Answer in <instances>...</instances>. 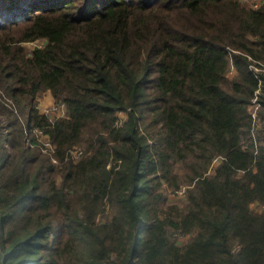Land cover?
<instances>
[{
    "label": "trees",
    "instance_id": "16d2710c",
    "mask_svg": "<svg viewBox=\"0 0 264 264\" xmlns=\"http://www.w3.org/2000/svg\"><path fill=\"white\" fill-rule=\"evenodd\" d=\"M262 69L264 0H0L2 264H264ZM197 145L218 165L164 208Z\"/></svg>",
    "mask_w": 264,
    "mask_h": 264
},
{
    "label": "rangeland",
    "instance_id": "374dc122",
    "mask_svg": "<svg viewBox=\"0 0 264 264\" xmlns=\"http://www.w3.org/2000/svg\"><path fill=\"white\" fill-rule=\"evenodd\" d=\"M263 0H241L242 4L247 6V8H257ZM43 45L42 41H36V42H30L23 44V47L25 49V52L27 54H30L31 51L36 47H41ZM264 71V69H262ZM235 75V71L232 68L230 74H229V80L233 78ZM39 111L41 114H45L43 111H49L52 109L54 102L53 99L49 96L42 95L39 98ZM119 119L121 121L124 120V114L119 113L118 114ZM24 117L27 119V111L24 112ZM5 122V119H3ZM260 127V126H259ZM194 151L192 156L189 159V162L186 164H178L175 167V173L177 174L178 178V184L179 187L177 189L171 188L169 186L164 185L163 187V197H164V208L167 207H176L178 209L183 210L187 204H188V196L187 191L189 189H192L195 184H191L188 182V176L194 175L196 172L201 174V176H209L212 174L213 170L218 165L219 161H215L216 158H214L211 162V164L208 167L207 160L208 155L211 153V149L208 148L207 151L203 154L202 153V146L197 145L193 147ZM207 167V170H205ZM250 209L252 212L255 213H263L264 212V206L258 203H253L250 206ZM173 237V240L176 242V244L182 246L189 237H183L180 236L177 233H173L172 231H169ZM0 239H1V230H0Z\"/></svg>",
    "mask_w": 264,
    "mask_h": 264
},
{
    "label": "built area",
    "instance_id": "2783aa9c",
    "mask_svg": "<svg viewBox=\"0 0 264 264\" xmlns=\"http://www.w3.org/2000/svg\"><path fill=\"white\" fill-rule=\"evenodd\" d=\"M255 72H258V70H255ZM2 99L4 102H6L9 105V107L14 106L4 94H2ZM37 109H39V102L37 103ZM257 111H258V104L256 102V99H254L252 102V105L249 108V112H250L252 119L255 122L257 121ZM42 112L45 113L44 115L48 118V120L50 122H53L54 120H56L58 118L66 117V108H65L64 104H55L54 103L51 110L46 111V112L42 110ZM34 134H35V136L39 137V140H40L42 148H43L42 149L43 153L52 155L53 146L49 142L48 137L46 135H43V133L40 131H38V132L35 131ZM26 140H28V136L26 137ZM68 157L73 162H76L82 157V150L79 148H73L72 150L69 151ZM215 161L218 162L219 159L216 158ZM52 162L56 163V160L52 159Z\"/></svg>",
    "mask_w": 264,
    "mask_h": 264
},
{
    "label": "crops",
    "instance_id": "0c3cea01",
    "mask_svg": "<svg viewBox=\"0 0 264 264\" xmlns=\"http://www.w3.org/2000/svg\"><path fill=\"white\" fill-rule=\"evenodd\" d=\"M2 259H3V255H2V253L0 251V264H2Z\"/></svg>",
    "mask_w": 264,
    "mask_h": 264
}]
</instances>
